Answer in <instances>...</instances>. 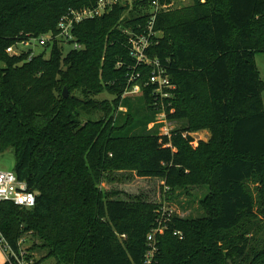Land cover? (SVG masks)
I'll return each instance as SVG.
<instances>
[{
  "label": "trees",
  "instance_id": "trees-1",
  "mask_svg": "<svg viewBox=\"0 0 264 264\" xmlns=\"http://www.w3.org/2000/svg\"><path fill=\"white\" fill-rule=\"evenodd\" d=\"M192 1L175 9L162 0L168 10L154 23L148 55L175 86L161 99L126 32L146 29V0L77 24L83 49L65 53L55 42L32 59L7 49L56 35L64 15L97 0H0V153L13 152V171L37 197L31 209L0 203L14 252L31 237L56 264H146L148 237L160 230L152 264H264V81L255 63L264 0ZM134 85L141 92L127 96ZM105 93L113 100H100ZM163 107L188 126L148 132ZM201 130L211 138L193 149L189 133ZM112 171L162 179L170 193L208 185L207 215L166 223L161 205L110 198L100 186Z\"/></svg>",
  "mask_w": 264,
  "mask_h": 264
},
{
  "label": "built area",
  "instance_id": "built-area-1",
  "mask_svg": "<svg viewBox=\"0 0 264 264\" xmlns=\"http://www.w3.org/2000/svg\"><path fill=\"white\" fill-rule=\"evenodd\" d=\"M146 1L149 5L148 13L150 14L146 29L140 34L126 31L131 36L130 53L131 57L136 61L137 66L145 65L151 67L152 73L149 82L146 85L152 84L155 86L154 95L161 99H167L172 96L171 91L175 89V86L172 84L166 69L162 66L160 61L149 57L148 50L152 45V38L156 34L154 32V23L157 16L160 12L168 10V5L161 3L162 0ZM120 4L126 5L131 9L133 6V0H97L94 8H87L80 11L71 10L61 18L57 27L58 33L56 35L47 34L40 37H30L25 40H19L15 45H12L7 49V53L11 56L29 54V59H32L36 55L45 51L49 45H53L55 42L70 45L74 50H81L83 49V46L77 42V38L74 35L75 26L84 20L103 16L112 10L114 6ZM35 49H41V52L36 53ZM137 77L139 76L132 75L129 82H134ZM140 92V86L134 85L128 90V92H126V95H137ZM159 112L161 113H157L158 119L161 117L167 119L164 107L160 109ZM36 198V193L30 191L27 183L21 181L14 171L8 172L1 168L0 153V203H12L21 208L31 209L36 205ZM171 216L172 214H168L163 209V217L165 218L166 223ZM159 231H154L153 234L148 237L150 251L146 255V264H152L153 259L158 252L156 234ZM175 235H181V233L176 232ZM24 244L25 239L23 238L19 242V254H17L13 251L0 232V246L4 250L8 261H14V264H34V262L30 261L27 257L29 254L26 251Z\"/></svg>",
  "mask_w": 264,
  "mask_h": 264
},
{
  "label": "rangeland",
  "instance_id": "rangeland-1",
  "mask_svg": "<svg viewBox=\"0 0 264 264\" xmlns=\"http://www.w3.org/2000/svg\"><path fill=\"white\" fill-rule=\"evenodd\" d=\"M193 5L192 0H176L175 9L188 8ZM22 49V48H20ZM72 46L64 45L65 53L72 50ZM36 53H40L41 49H35ZM255 63L259 69L262 80L264 81V54H257ZM4 67L3 65H1ZM130 94H127V96ZM137 95H130L136 97ZM100 100H113L112 96L105 93L99 97ZM136 98H133L135 100ZM264 102V92H263ZM174 112L173 107L170 108ZM122 111H125L122 109ZM161 112H158L160 114ZM167 113V112H166ZM163 114V113H162ZM161 114V115H162ZM167 115V114H166ZM188 126L186 120H170L157 118L149 126L148 132H158L160 135H171L175 130H181ZM187 135V134H186ZM193 139L191 147L197 149L200 142H208L211 138V133L208 130H201L189 133ZM16 166V159L12 151H7L1 154V168L4 171L11 172ZM257 185L252 184L251 188H256ZM101 190L110 198L129 201L143 200L161 205L165 212L172 215H177L184 219H199L206 217V211L202 207V203L210 194L208 185L187 187L177 189L174 193H170L162 179L156 178H140L136 173L130 171H112L107 174V179L100 186ZM24 247L31 256L30 261L37 264H56L55 259H45L46 251L40 249L33 250L34 243L41 244L39 240L35 242L31 237L27 238ZM7 261L4 250L0 246V264Z\"/></svg>",
  "mask_w": 264,
  "mask_h": 264
},
{
  "label": "water",
  "instance_id": "water-1",
  "mask_svg": "<svg viewBox=\"0 0 264 264\" xmlns=\"http://www.w3.org/2000/svg\"><path fill=\"white\" fill-rule=\"evenodd\" d=\"M68 96H69V92H68L67 89H65V90H64V97H65V98H68Z\"/></svg>",
  "mask_w": 264,
  "mask_h": 264
}]
</instances>
